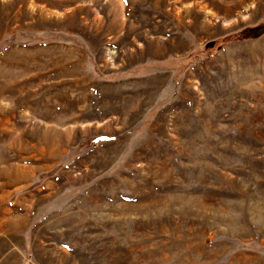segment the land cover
I'll list each match as a JSON object with an SVG mask.
<instances>
[{"label": "rangeland", "instance_id": "obj_1", "mask_svg": "<svg viewBox=\"0 0 264 264\" xmlns=\"http://www.w3.org/2000/svg\"><path fill=\"white\" fill-rule=\"evenodd\" d=\"M0 264H264V0H0Z\"/></svg>", "mask_w": 264, "mask_h": 264}]
</instances>
